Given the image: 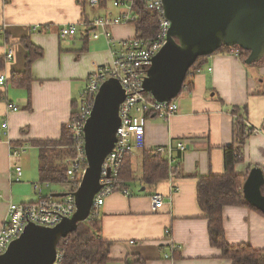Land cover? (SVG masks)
I'll use <instances>...</instances> for the list:
<instances>
[{"label": "crops", "instance_id": "0c3cea01", "mask_svg": "<svg viewBox=\"0 0 264 264\" xmlns=\"http://www.w3.org/2000/svg\"><path fill=\"white\" fill-rule=\"evenodd\" d=\"M109 5L110 0H100L98 5L89 0L86 5L82 0H0V56L4 57L0 76L7 77L5 85L0 84V127L6 120L9 123L8 129L0 131V230L11 202L39 198L36 179L46 182L39 171L41 153L46 155L45 161L57 158L59 147L32 141L61 137L88 76L112 60L108 40L93 38L83 25L85 20L104 14ZM69 24H77L78 31L63 38L60 30ZM135 35V26L112 28L115 39ZM23 38L44 50L32 65L31 108L29 89L12 80L13 73L25 69L28 52L21 43ZM9 48L14 54L11 59L7 58ZM192 80L193 87L184 88L176 98L178 111L168 119L151 116L144 136L134 143L131 152L136 179L129 183V192H124L125 188L113 191L100 207L102 235L112 242L108 264H126L127 258H139L144 264H233L210 242L209 219L199 204L197 187L201 176L225 173L224 148L235 143L233 106L241 109L247 126L254 128L235 170L245 180L253 167L264 170V62L246 64L232 52H217L206 57ZM74 102H78L76 107ZM10 104L18 110L10 109ZM179 141H185V150L176 148ZM168 144L175 147L172 162L163 154L169 162L168 176L153 186L144 184L143 151ZM11 145L24 146L25 151L13 157ZM32 153L38 154L35 174L25 167ZM15 164L23 169L18 182L12 179ZM28 188L36 195L33 200H27ZM155 192L164 197L158 210L152 208ZM58 193L63 192H50ZM223 217L230 244L248 243L264 249L263 213L245 205H225ZM172 244L176 249L173 257L167 258Z\"/></svg>", "mask_w": 264, "mask_h": 264}, {"label": "water", "instance_id": "95a60500", "mask_svg": "<svg viewBox=\"0 0 264 264\" xmlns=\"http://www.w3.org/2000/svg\"><path fill=\"white\" fill-rule=\"evenodd\" d=\"M171 21L167 41L153 56L143 82L158 101L176 99L191 66L223 45L249 51L247 64L264 57V0H163ZM125 89L111 77L101 85L85 124L87 167L73 192L76 211L53 227L30 222L24 232L0 254V264H54L58 243L91 214L101 189L102 165L117 141L120 107ZM264 170L253 167L243 185L245 199L264 213ZM144 189V188H143ZM65 193L54 194L61 196Z\"/></svg>", "mask_w": 264, "mask_h": 264}, {"label": "built area", "instance_id": "2783aa9c", "mask_svg": "<svg viewBox=\"0 0 264 264\" xmlns=\"http://www.w3.org/2000/svg\"><path fill=\"white\" fill-rule=\"evenodd\" d=\"M91 5H98L100 0H89ZM146 6L158 14L160 29L154 39H147L137 35L129 38L115 39L112 36V28L117 25H128L134 23L138 14L134 10L133 0H114V6L120 11L114 14L107 9L104 14L97 15L85 20L83 25L87 26L93 38L104 36L111 44L112 60L107 65H102L91 73L86 81V86L81 93L78 107L72 114L67 127L72 130L75 155L65 160L68 166V182L72 184L69 191L63 195L43 193L42 182H37L35 188L39 198L29 202H11L9 204L7 216L0 230V254L4 253L10 243L17 239L25 230L26 226L32 222L41 226L53 227L60 223L63 218L71 217L76 211V202L73 192L78 188L86 167L87 162L85 152V124L90 117L97 93L103 82L111 77L117 78L125 89V100L120 107L121 123L117 129V141L113 150L107 155L102 165V177L100 182L101 189L94 197L91 214L100 215V207L104 204L105 198L115 191L122 164L127 154L132 150L134 143L145 134L146 124L151 116L168 119L176 113L179 105L176 99L170 101H158L150 92L143 88V82L147 75V69L152 63L153 56L162 48L167 41L168 30L171 21L165 16L163 0H144ZM38 27H35L37 29ZM2 28L0 27V31ZM78 31L77 24L63 25L60 34L63 38L75 35ZM232 53L240 56V50L233 48ZM12 48L7 50V58L13 57ZM7 77L5 74L0 76V84L5 85ZM9 108L18 110V106L10 104ZM8 121H4L0 127L8 129ZM172 144L157 146L153 151L164 154L169 162L173 160ZM176 148L185 150V141H179ZM11 156H19L25 151L21 145H11ZM23 173L22 166L15 164L12 170V179L15 182L21 180ZM48 185V182H45ZM128 193V189L123 190ZM152 208L158 210L163 206V194L155 192L151 196ZM166 234L170 235V228L166 229ZM175 244L170 247L167 258L173 257ZM63 254L58 252L57 260L54 264H59Z\"/></svg>", "mask_w": 264, "mask_h": 264}, {"label": "trees", "instance_id": "16d2710c", "mask_svg": "<svg viewBox=\"0 0 264 264\" xmlns=\"http://www.w3.org/2000/svg\"><path fill=\"white\" fill-rule=\"evenodd\" d=\"M107 1V0H102ZM134 10L138 18L134 21L136 35L147 39H154L159 32L158 14L150 10L144 0H133ZM88 0H82L86 5ZM21 43L27 49L26 65L22 72L13 73L12 80L29 89V108H31L30 83L32 81L33 62L44 55V50L36 46L29 38H23ZM233 48L240 50V58L246 63L249 51L239 46L220 47L217 52H231ZM207 56H200L188 71L184 81V88L193 87V76L203 66ZM4 57L0 56V66L3 65ZM264 62V57L255 63ZM247 64V63H246ZM183 88V89H184ZM78 102H74L77 106ZM231 113L235 115L234 138L235 143L224 148L225 151V173L207 174L200 177L197 187L199 204L209 219L210 242L222 250L223 257L232 260L233 264H264V249H256L248 243L230 244L226 239L224 228L223 207L225 205H245L261 213L258 207L249 203L243 195V184L245 176L238 174L235 170L237 162L242 160L243 146L246 139L254 131L253 127L247 126L241 109L237 106L231 107ZM75 109L73 110V113ZM72 113V114H73ZM240 114V115H239ZM147 116L152 114L147 113ZM32 143L44 146L53 145L58 148L56 159H47L41 153L40 176L42 181L63 182L67 181L68 166L65 160L75 155L73 148V133L67 124L62 128V135L57 140H35ZM57 161V162H56ZM57 164V165H56ZM87 167V162L84 163ZM169 162L162 154L153 150H144L142 153V182L153 186L158 180L169 174ZM136 179L132 163V152L130 151L122 164L121 172L115 190L127 189L129 183ZM264 191V186H263ZM264 214V213H263ZM112 242L104 239L102 235V219L100 216L90 217L86 221L79 222L78 228L70 232L66 237L59 240L58 252L63 254L59 264H108L109 253ZM126 264H144L140 261L127 258Z\"/></svg>", "mask_w": 264, "mask_h": 264}, {"label": "rangeland", "instance_id": "374dc122", "mask_svg": "<svg viewBox=\"0 0 264 264\" xmlns=\"http://www.w3.org/2000/svg\"><path fill=\"white\" fill-rule=\"evenodd\" d=\"M107 9L111 10L114 14H117L120 11L119 8H116L114 6V0H110V5L108 6ZM128 25L131 28L134 26L133 23L128 24ZM28 156H29V159H27V163H26V166L25 167L28 168V170L30 172H32V173L34 172V174H35V170H37V165H38V154L32 153V155H28ZM28 161H29V163H28ZM36 162H37V164H36ZM36 180L40 183V181H39L38 178ZM42 187L45 190L44 191L45 194H50L51 191H54V192H65V191H69L72 188V184L70 182H68V180L67 181H63V183H60V184L59 183H57V184L52 183L50 186L49 185L47 186L45 184V182H42ZM30 190L31 189L28 188V192H30ZM35 197H36V195L33 194V192L31 191L30 194L28 195L27 200H29V199H32L33 200ZM25 202H29V201H25Z\"/></svg>", "mask_w": 264, "mask_h": 264}]
</instances>
